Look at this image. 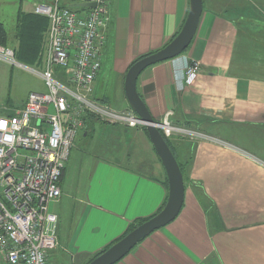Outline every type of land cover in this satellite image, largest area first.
Masks as SVG:
<instances>
[{"label": "crops", "instance_id": "1", "mask_svg": "<svg viewBox=\"0 0 264 264\" xmlns=\"http://www.w3.org/2000/svg\"><path fill=\"white\" fill-rule=\"evenodd\" d=\"M202 1L187 49L144 69L136 84L155 120L171 112L174 124L204 134L167 140L185 171L183 204L173 221L115 264H264V0ZM41 3L0 0V14L11 7L15 23L7 32L10 46H18L19 12L34 13ZM187 10L188 0H109L94 90L103 69L111 72L114 94L104 92L103 102L129 108L123 90L129 65L169 42ZM193 61L199 74L186 85L185 66ZM34 77L29 92L44 91ZM29 92L15 107L10 93L6 105L0 95V116L22 107ZM79 137L60 179L61 197L49 205L59 241L48 252L50 264H87L167 198L163 167L143 130L94 122Z\"/></svg>", "mask_w": 264, "mask_h": 264}, {"label": "built area", "instance_id": "2", "mask_svg": "<svg viewBox=\"0 0 264 264\" xmlns=\"http://www.w3.org/2000/svg\"><path fill=\"white\" fill-rule=\"evenodd\" d=\"M94 3L95 7L69 4ZM35 14L48 27L34 65L17 61L11 47L0 45V61L37 76L44 91L28 93L24 105L0 116V264H50L56 249L58 217L50 203L61 197L60 179L85 117L131 128L144 127L131 109L115 110L94 97L101 51L110 22L109 0H53ZM186 85L195 83L199 63L185 66ZM171 112L156 120L163 137L194 139L201 132L174 124Z\"/></svg>", "mask_w": 264, "mask_h": 264}, {"label": "water", "instance_id": "3", "mask_svg": "<svg viewBox=\"0 0 264 264\" xmlns=\"http://www.w3.org/2000/svg\"><path fill=\"white\" fill-rule=\"evenodd\" d=\"M71 7H95L94 3L69 4ZM203 11L202 0H188L187 15L175 36L160 49L136 60L124 77L123 90L128 107L145 123V130L154 151L163 167L167 181V198L162 209L146 221L138 224L106 250L87 264H115L138 242L173 221L179 214L185 192V184L179 162L158 128L143 99L137 92V79L141 72L156 63L173 59L182 54L190 45Z\"/></svg>", "mask_w": 264, "mask_h": 264}, {"label": "trees", "instance_id": "4", "mask_svg": "<svg viewBox=\"0 0 264 264\" xmlns=\"http://www.w3.org/2000/svg\"><path fill=\"white\" fill-rule=\"evenodd\" d=\"M16 27H17L16 40L18 41V46H17V48L11 47L14 50L15 57L18 61L20 60V62L27 63L30 65H34L38 60V55H39V52H40V49H41V46L43 43L42 41L44 38V34H45L47 27H48V19L44 16L35 14L33 12L32 13H30V12L29 13L19 12V14L17 16ZM0 45L5 46V47H10V46H8L9 43H8L6 28L3 25V23H1V22H0ZM147 54H149V53H147ZM147 54L139 56L136 60H138L139 58H141ZM136 60H134L133 62H135ZM133 62L129 66H131L133 64ZM85 122H86V125H87V123L89 124V123H94V122L102 123L98 118H96L92 115L86 116ZM140 129L146 133V130L144 127H140ZM167 140L168 139H166V141ZM167 143H168V141H167ZM179 165L181 167V172L183 173L182 174L183 179L185 180L184 168L181 166L180 163H179ZM63 171H64V169H63ZM165 184L167 185V181H165ZM165 202H166V200L164 201L162 207L164 206ZM162 207L160 208V210L162 209ZM159 211H157V212H159ZM155 214H153L152 216H154ZM152 216H150V217H152ZM150 217L143 218L141 220H138L135 223H132L128 227V230L126 233H128L129 231L134 229L138 224L146 221ZM123 236H121L120 238H122ZM111 245L107 246L106 248H104L101 251L94 254V256H92L90 260H92L94 257H96L98 254H100L104 250H106ZM90 260L88 262H90Z\"/></svg>", "mask_w": 264, "mask_h": 264}, {"label": "rangeland", "instance_id": "5", "mask_svg": "<svg viewBox=\"0 0 264 264\" xmlns=\"http://www.w3.org/2000/svg\"><path fill=\"white\" fill-rule=\"evenodd\" d=\"M52 1L53 0H40V2H43L45 4H50V3H52ZM60 2L67 4L69 2V0H60ZM2 8H3L4 13L0 14V21L5 26V28L8 32V35L10 37L11 26L15 27V23L11 22L10 17H9V12L11 11V7L5 6ZM8 46H10V45H8ZM10 47H12V46H10ZM18 62H20V60ZM20 63H22L24 65H30L27 63H23V62H20ZM108 74H111V72L108 73V71H104L103 69L100 72L99 82L97 83V87L94 90V97L98 100L103 99L104 92L112 93V95L114 94L113 84H107V82H108L107 75ZM34 80H35V77L31 73L25 71L24 69L19 68V67L12 65L10 63L0 61V95L2 96L1 97V105H6V94L7 93L11 94V101H12V104H10L11 107H15V106L19 105V99L23 96L24 93H26L27 91L28 92L30 91L28 89L33 84ZM39 85H41V84H39ZM113 103L114 102L112 100L110 105L112 106ZM116 103L119 104L118 102H116ZM98 123H100V122H98ZM96 136H97V134H96ZM79 138L80 137L78 136V138L76 139L77 145L79 144V141H77ZM75 163L77 165L78 160L73 161L70 164V168L73 169L75 167ZM162 176L164 177V173L162 174Z\"/></svg>", "mask_w": 264, "mask_h": 264}, {"label": "bare ground", "instance_id": "6", "mask_svg": "<svg viewBox=\"0 0 264 264\" xmlns=\"http://www.w3.org/2000/svg\"><path fill=\"white\" fill-rule=\"evenodd\" d=\"M134 63V62H133ZM185 75V74H184ZM40 92V91H39ZM130 109V108H129ZM138 119L143 123V124H145L139 117H138ZM155 122H156V120H154ZM155 122H153V123H149V124H151V125H153L154 127H156L157 128V126H156V123ZM175 136V135H174ZM169 145V144H168ZM181 168V167H180ZM183 174V173H182Z\"/></svg>", "mask_w": 264, "mask_h": 264}, {"label": "flooded vegetation", "instance_id": "7", "mask_svg": "<svg viewBox=\"0 0 264 264\" xmlns=\"http://www.w3.org/2000/svg\"><path fill=\"white\" fill-rule=\"evenodd\" d=\"M144 128H145V126H144Z\"/></svg>", "mask_w": 264, "mask_h": 264}]
</instances>
